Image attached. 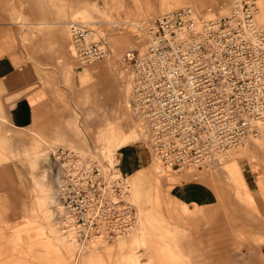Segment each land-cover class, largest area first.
<instances>
[{"label":"rangeland","instance_id":"rangeland-1","mask_svg":"<svg viewBox=\"0 0 264 264\" xmlns=\"http://www.w3.org/2000/svg\"><path fill=\"white\" fill-rule=\"evenodd\" d=\"M40 2L47 13L35 9ZM232 2L0 0V163L9 160L0 165L9 180L0 186V264H263L264 129L219 166L161 177L149 140L131 115L130 77L120 58L128 47L142 51L147 41L139 26L151 18L187 6L204 10L199 15L206 18L221 16ZM114 5L119 11H112ZM259 5L263 15L264 0ZM71 21L90 23L98 35L93 39L109 44L110 57L81 64L70 50ZM96 65L105 79L81 70ZM29 90L43 92L31 110L20 99ZM61 148L121 154L120 171L139 210L133 234L100 247L60 236L52 154ZM189 181L208 186L218 202L217 217L204 229L188 230L170 217H208L201 207L188 211L171 198L174 184ZM34 203L50 219L5 228V221L27 216Z\"/></svg>","mask_w":264,"mask_h":264},{"label":"built area","instance_id":"built-area-1","mask_svg":"<svg viewBox=\"0 0 264 264\" xmlns=\"http://www.w3.org/2000/svg\"><path fill=\"white\" fill-rule=\"evenodd\" d=\"M257 0H233L229 14L206 18L191 8L168 11L145 25L147 47L124 50L131 115L145 130L164 168L212 169L220 157L264 124V27ZM81 64L111 55L90 39L91 28L69 25ZM55 205L63 230L81 242H110L136 225V207L118 172L96 152L69 148L52 154ZM117 170V171H116Z\"/></svg>","mask_w":264,"mask_h":264},{"label":"crops","instance_id":"crops-1","mask_svg":"<svg viewBox=\"0 0 264 264\" xmlns=\"http://www.w3.org/2000/svg\"><path fill=\"white\" fill-rule=\"evenodd\" d=\"M199 2L201 0H193V2ZM206 1V0H203ZM208 1V0H207ZM153 2H155V0H150V3L153 4ZM166 2H164L161 6L165 5ZM38 7H40L39 9H41V11L46 12L47 10H45L43 7L44 5L40 2L38 6L35 7V9H37ZM120 6L114 5L112 9V11L116 12L119 11ZM261 13L258 16V19L261 18ZM264 18V14L262 15ZM121 19V18H120ZM82 71H94L97 75V78H100L101 80L106 78V75L103 74V69L101 66H93V67H85L83 69H81ZM81 70H78V73H81ZM21 99V103L22 106L25 109H32L33 105H39L41 103V100L43 99V92L39 91V90H29L27 92H25V95L20 98ZM31 99H35L36 102H34L33 104L31 103ZM125 140V139H124ZM123 140V141H124ZM120 142V143H123ZM67 144V143H66ZM69 145V144H68ZM70 146V145H69ZM8 161H4L2 163H0V165H7ZM20 165H25V160H19ZM250 171V170H249ZM251 173V172H250ZM252 177L254 178L253 174L251 173ZM8 178V177H7ZM6 178V174H2L0 173V186H5L7 183L9 182H3V180H8ZM9 181V180H8ZM255 183V181H254ZM255 189H256V183H255ZM169 194L171 196V198L175 201H178L177 204L179 205H185L187 210H193L195 209L194 206H198L201 207L202 211L204 213L208 212V217H206L205 219H187L183 216H180L177 212H174L170 215V217L173 218V221L177 222L178 224H180L182 227L188 229V230H200V229H204L206 226H208L217 216V210H218V202L217 200H215V196L212 192V190L200 183V182H196V181H189V182H185V183H180V184H174L173 187L170 189ZM19 209L18 206L13 207L11 210H8L5 214V216L11 215L13 210ZM47 219H50V215L48 211H44L43 213H39L37 211V205L34 203L33 207L31 209V212L28 213V215L26 216H22L18 219L12 220V221H5V228L6 227H12L13 225L19 224L21 221H37L39 222L40 220L45 221ZM259 259L261 261V263L264 264V248H261L259 253H258Z\"/></svg>","mask_w":264,"mask_h":264},{"label":"bare ground","instance_id":"bare-ground-1","mask_svg":"<svg viewBox=\"0 0 264 264\" xmlns=\"http://www.w3.org/2000/svg\"><path fill=\"white\" fill-rule=\"evenodd\" d=\"M260 2H261V0H257V1H256V4H255V5H256V11H255V14H254V19H255V21L258 23V25L264 27V25L260 24V22L258 21V15H260L259 13H261V8H260V5H259ZM219 5H220V4H219ZM219 5H218V6H219ZM187 7L191 8L195 13H198V14H200V13L203 14V12H204V10H199V9H197V8H195V7H192V6H187ZM207 10L210 11V8H208ZM223 14H224L223 16H226V15L229 14V11L226 10ZM216 16H218V15H216ZM216 16H215V17H207V18H216ZM73 22H74V21H71V23H73ZM71 23H70V24H71ZM83 24H84V25H87V24H90V23H83ZM139 27H141L142 30H144V32H145V27L143 26V24H141V26H139ZM70 34H71V33H70V28H69V35H70ZM145 35H146V34H145ZM97 36H98V35H97L96 33H94V32L89 33V37H90V39H91V38H94V37L96 38ZM146 41H147V35H146ZM69 43H70L71 54H73V56L76 57V49H75V46H74V44L72 43L71 39L69 40ZM143 45H144V42H143ZM109 47H110V46H109ZM146 47H147V42L145 43V46L142 47V52L145 51ZM110 49H111V48H110ZM109 57H110V56H109ZM109 57H107V58H109ZM105 59H106V58H105ZM126 77H127V76H126ZM128 85H129V90H130V95H129V101H130V98H131V89H130V88H131V87H130L129 82H128ZM128 106H129V102H128ZM129 108H130V106H129ZM136 124H137L138 128H141V129H142V127L140 126V123L138 124V122H136ZM262 129H264V124L261 125V127H260V131H261ZM142 130H143V129H142ZM143 131H144V133H145L146 138L148 139L145 130H143ZM260 131H259V133H260ZM259 133H258V135H259ZM258 135H252V136H250V137H247V138L244 139L243 141L237 143L236 146L227 149L226 152L220 157V159H221L220 164L223 163V162H225L226 160H229L230 157H231V156L233 155V153L235 152V150H236L238 147H240L244 142H246L247 140L252 139V137H256V136H258ZM69 149L74 150V151L76 150L77 152H79V153L82 154V155L89 154V153H86V152L81 151V150H78V149H72V148H69ZM95 152H96L97 154L101 155V156H102L103 158H105L106 160L110 161L111 163L120 166V162H121V154H120V153H119L120 157H118L116 154H107V155H104V154H100V153L97 152L96 150H95ZM152 158H153V161H154V164H155V170H157V173L159 174V176L164 177V176H165V173H167V172H171V173L173 172V173H175V174H178V173H176V171H174V170H171V169H168V168H164V167L162 166V164L160 163L158 157L155 156L154 154H153ZM188 168H196V167L190 166V167H188ZM188 168L185 169L182 173L186 172V171L188 170ZM198 169H200V168H198ZM210 169H211V168H210ZM202 170H203V169H202ZM206 170H208V169H206ZM116 171H117V170H116ZM118 172H121V171H120V168H119ZM182 173H181V174H182ZM122 178H123V177H122ZM123 180H124L125 186L127 187V191H128V196H127V197H128V200L130 201V203H132V204L136 207V219H137V221H136V225H135V226L137 227V225H138V223H139V221H140V218H139V210H138V208H137L135 202H133V198H132V188H131V186L129 185V183H128V181L125 179V177L123 178ZM56 227H57L58 232L60 233V236L65 237V238H67V239H69V240H73V241L77 242L76 239L73 237V235H72V233H71L70 231H66V230L61 229V228L59 227V225H57V224H56ZM136 227H135V229H136ZM135 229L129 231L126 235L119 236V237L115 238L112 242L117 241V240H119V239H123V238H125L127 235H131V234H133V233L135 232ZM87 243H92V244H95V245H97L98 247H100V246L108 245V244H110L111 242H110V243H108V242H102V241H100V240H96V239H94V240L89 241V242H87Z\"/></svg>","mask_w":264,"mask_h":264}]
</instances>
